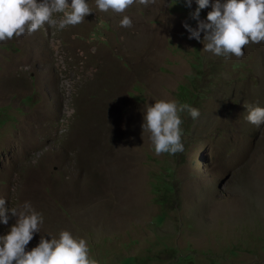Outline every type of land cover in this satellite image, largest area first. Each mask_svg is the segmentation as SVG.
Masks as SVG:
<instances>
[{
	"label": "rangeland",
	"instance_id": "374dc122",
	"mask_svg": "<svg viewBox=\"0 0 264 264\" xmlns=\"http://www.w3.org/2000/svg\"><path fill=\"white\" fill-rule=\"evenodd\" d=\"M86 2L81 24L0 42V198L44 221L26 250L68 230L98 264H264V125L246 119L247 105L264 107V42L242 58L203 51L183 27H196L195 0H137L124 13ZM160 99L200 112L180 113L174 155L155 154L142 129ZM161 174L178 196L159 223Z\"/></svg>",
	"mask_w": 264,
	"mask_h": 264
},
{
	"label": "clouds",
	"instance_id": "9594fccd",
	"mask_svg": "<svg viewBox=\"0 0 264 264\" xmlns=\"http://www.w3.org/2000/svg\"><path fill=\"white\" fill-rule=\"evenodd\" d=\"M137 0H95L100 12L112 10L124 13ZM156 0H138L148 6ZM191 8L193 0H184ZM197 7L189 16L196 27L187 21L183 27L189 39L203 44V51L216 56L242 58L243 49L249 43L264 42V0H195ZM211 7L206 20L200 18L201 10ZM92 13L86 0H0V42L32 34L45 24L57 30L76 26L84 22ZM59 14V15H58ZM125 28L132 26V19L125 15L120 21ZM203 33V39L201 34ZM188 112L197 119L200 112L189 104H179L175 100L160 99L154 104H146L143 115V131L150 134L155 154H176L184 150L181 142L183 123L180 113ZM246 119L260 127L264 125V107L247 105ZM9 213L15 223L5 235H0V264H98L90 256L86 239L74 236L68 230H61L59 237L46 239L40 236L37 246L30 251L27 245L34 234L40 233L43 215L29 202L21 208L6 207V200L0 198V223L8 225Z\"/></svg>",
	"mask_w": 264,
	"mask_h": 264
},
{
	"label": "trees",
	"instance_id": "16d2710c",
	"mask_svg": "<svg viewBox=\"0 0 264 264\" xmlns=\"http://www.w3.org/2000/svg\"><path fill=\"white\" fill-rule=\"evenodd\" d=\"M181 92L187 94L189 92V89L186 86L181 87ZM170 177H172V174L167 173ZM153 193V201L154 203L161 208V212L159 217L157 218V221L162 223L164 220V216L167 215L166 209L174 207V204L176 202V197L178 194L175 193V184L172 181L171 178L168 180H164L162 177V174L160 178L157 180V183L153 186L152 189ZM132 264H135L136 261L133 259L130 260ZM175 264H194L193 260H191L190 256H178L177 262ZM214 264H220V263H214Z\"/></svg>",
	"mask_w": 264,
	"mask_h": 264
}]
</instances>
